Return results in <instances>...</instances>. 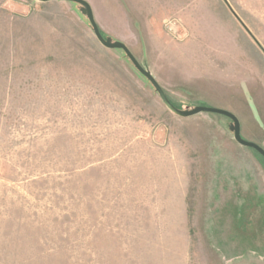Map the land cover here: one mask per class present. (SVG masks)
I'll list each match as a JSON object with an SVG mask.
<instances>
[{
    "label": "rangeland",
    "instance_id": "374dc122",
    "mask_svg": "<svg viewBox=\"0 0 264 264\" xmlns=\"http://www.w3.org/2000/svg\"><path fill=\"white\" fill-rule=\"evenodd\" d=\"M102 1L176 109L264 150V0ZM83 10L0 0V264H264V159Z\"/></svg>",
    "mask_w": 264,
    "mask_h": 264
},
{
    "label": "water",
    "instance_id": "95a60500",
    "mask_svg": "<svg viewBox=\"0 0 264 264\" xmlns=\"http://www.w3.org/2000/svg\"><path fill=\"white\" fill-rule=\"evenodd\" d=\"M39 2L42 3H46V2H50V1H63V2H72V3H76L78 5H80L81 7H83V12L86 15L95 38L97 39V41L106 49L109 50H121L124 52V54L127 56V58L130 60V62L133 64V66L136 68V70L144 77L146 78L149 83L153 86V88L155 89V91L157 92V94L159 95L161 102L163 103V105L174 115L180 117V118H189V117H193L196 116L198 114L201 113H206V114H216V115H220V116H224L228 119H230L233 123V126L231 127V130L233 131V137L234 140L237 144H239L242 147L248 148V149H252L255 152H257L263 159H264V150L259 147L258 145L246 141L244 139H242L241 135H240V123L238 121V119L231 114L230 112H227L225 110H220V109H216V108H211V107H196L193 110L190 111H180L178 109H176L170 102L169 100L166 98L164 92L162 91V89L160 88V86L156 83V81L154 80V78L152 77L151 73L142 68V66L136 61V59L132 56V54L130 53V51L128 50V48L120 42H111L110 40H105L97 26L96 23L94 21V17H93V13L92 10L89 6V4L84 1V0H37ZM224 2L226 3V1L224 0ZM235 18L238 20V22L242 25V27L246 30V32L252 37V39L254 40V42L260 47V45L258 44V42L255 40V38L250 34V32L247 30V28L244 26V24L240 21V19L235 15ZM261 48V47H260ZM262 52L264 53V50L261 48Z\"/></svg>",
    "mask_w": 264,
    "mask_h": 264
},
{
    "label": "crops",
    "instance_id": "0c3cea01",
    "mask_svg": "<svg viewBox=\"0 0 264 264\" xmlns=\"http://www.w3.org/2000/svg\"><path fill=\"white\" fill-rule=\"evenodd\" d=\"M153 1V6L156 7L155 3L157 4V12L158 15L161 12V1L160 0H152ZM87 3L89 4L91 10L93 11V13L95 14L96 18H100L102 15V13H105L107 15H115V13L110 10L107 9L108 5H110L109 2H103L102 0H87ZM165 9V8H164ZM120 11H123V9H119ZM165 12L167 11V9L164 10ZM119 12V11H118ZM156 17V16H155ZM125 44H127L126 41H123Z\"/></svg>",
    "mask_w": 264,
    "mask_h": 264
}]
</instances>
